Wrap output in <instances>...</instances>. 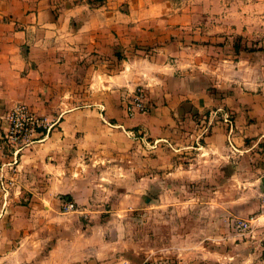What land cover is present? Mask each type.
I'll return each mask as SVG.
<instances>
[{
	"label": "crops",
	"instance_id": "obj_1",
	"mask_svg": "<svg viewBox=\"0 0 264 264\" xmlns=\"http://www.w3.org/2000/svg\"><path fill=\"white\" fill-rule=\"evenodd\" d=\"M253 41L264 50V0H0V172L12 182L6 197L0 189V264H38L47 228L58 235L39 264H69L70 248L85 247L80 223L105 212L104 169L141 196L158 180L215 179L225 167L227 215L257 213L258 202L237 206L264 194V72L216 82L187 59L196 44L233 58L263 51L242 50ZM138 87L150 111L129 118L122 97ZM17 104L54 126L12 143L6 115ZM219 111L234 122L239 154L229 153ZM239 183L247 192L232 199ZM60 196L89 221L60 213ZM253 217L251 240L264 242V218Z\"/></svg>",
	"mask_w": 264,
	"mask_h": 264
},
{
	"label": "rangeland",
	"instance_id": "obj_2",
	"mask_svg": "<svg viewBox=\"0 0 264 264\" xmlns=\"http://www.w3.org/2000/svg\"><path fill=\"white\" fill-rule=\"evenodd\" d=\"M231 41L224 39L223 43L227 44L224 46L230 47ZM239 43L244 44L241 40ZM251 43L254 49L263 50L259 48L258 41ZM196 45L190 46L187 59L197 67L195 70L209 74L216 82L230 83L234 79L244 83L249 76L261 77L264 72V50L253 55L241 53L233 58L227 52L229 49L220 54L216 52L217 49L207 50ZM225 55L229 56L232 64L221 62L226 59L223 57ZM197 62L205 66L198 68ZM226 170L222 167L221 176L215 179L207 173L200 180L180 175L173 179L172 185L167 180H158V188L145 181L143 187H154L157 191L149 190L147 195L134 196L130 187L132 179L125 178L126 188L121 192L116 177L105 173L104 169V179L100 181L103 188L107 183L109 190L102 188L99 193L104 205L101 209L105 212L90 223H80L81 228L88 229L83 238L85 247H80L78 243L70 248L69 264H263V240L253 241L250 236L235 233L227 226L231 198L227 197L230 187L226 185ZM241 177H238L239 182ZM217 184H221V187ZM169 188L172 190L170 195L167 194ZM245 192L247 189L237 184L232 199L235 196L241 198ZM61 197L59 211L64 214L61 210L64 200ZM244 197L246 200L237 206L240 211L244 204L249 203L258 202L259 208V198ZM155 198H161L162 202L155 205L152 202ZM81 216L89 221L86 213ZM94 221H100V229L92 228ZM43 233L40 255L35 258L38 264L48 251L51 252L55 244L54 236L58 235L48 228ZM57 256L54 255L53 259H57Z\"/></svg>",
	"mask_w": 264,
	"mask_h": 264
},
{
	"label": "built area",
	"instance_id": "obj_3",
	"mask_svg": "<svg viewBox=\"0 0 264 264\" xmlns=\"http://www.w3.org/2000/svg\"><path fill=\"white\" fill-rule=\"evenodd\" d=\"M122 106L127 117L132 118L136 115H144L149 113L150 107L147 103V96L145 87H138L130 95L126 94L122 97ZM223 123L227 128V145L230 154H239L234 144L232 137L234 132V122L231 120L229 114L224 111H219ZM6 120L9 125L8 137L12 143H28L32 134L40 131L49 132L54 126V122L47 117L37 115L30 110L27 105L17 104L6 115ZM207 128H205L206 130ZM12 186L11 181H5L3 174L0 172V189L3 196H7L9 188ZM61 210L64 214L75 213L84 215L80 211L77 204L72 200H64L61 205ZM258 216L264 218V194L259 196V210ZM257 217L242 218L235 215L226 217L227 226L235 233L241 235L253 236V225Z\"/></svg>",
	"mask_w": 264,
	"mask_h": 264
},
{
	"label": "trees",
	"instance_id": "obj_4",
	"mask_svg": "<svg viewBox=\"0 0 264 264\" xmlns=\"http://www.w3.org/2000/svg\"><path fill=\"white\" fill-rule=\"evenodd\" d=\"M95 2H103V0H94ZM240 40V39H239ZM240 44V43H239ZM239 45H235V52L236 53H238L239 52ZM242 50L243 51H249V52H254V51H256V49H254V48H248V47H246V46H243L242 47ZM61 199L62 200H70V198L68 197V196H62L61 197ZM261 259H262V261L264 262V250H263V253H262V256H261Z\"/></svg>",
	"mask_w": 264,
	"mask_h": 264
},
{
	"label": "water",
	"instance_id": "obj_5",
	"mask_svg": "<svg viewBox=\"0 0 264 264\" xmlns=\"http://www.w3.org/2000/svg\"><path fill=\"white\" fill-rule=\"evenodd\" d=\"M145 195H147V193Z\"/></svg>",
	"mask_w": 264,
	"mask_h": 264
}]
</instances>
